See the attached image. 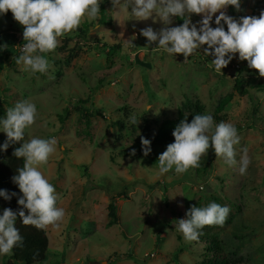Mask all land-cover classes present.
Instances as JSON below:
<instances>
[{"label": "rangeland", "instance_id": "1", "mask_svg": "<svg viewBox=\"0 0 264 264\" xmlns=\"http://www.w3.org/2000/svg\"><path fill=\"white\" fill-rule=\"evenodd\" d=\"M261 11L264 0H241L236 20L259 17ZM129 12L101 0L98 17H85L77 30L61 37L55 51L44 54L48 71L35 75L15 63L25 43L23 26L11 11L0 15V106L6 112L24 99L35 103L36 123L20 144L32 137L58 141L40 170L66 215L58 227L45 229L49 249L43 264H208L224 257L235 264H264V77L246 70L238 53L220 73L209 67L214 57L204 52L206 45L187 60L157 50L158 42L149 45L140 31L149 26L159 31L163 23L158 17L137 20ZM190 19L199 27L202 17ZM182 23L174 18L169 26ZM235 79L244 83L245 93ZM197 103L205 114L219 117H213L214 124L236 127L237 165L227 166L210 147L199 168L160 174L158 157L166 148L152 147L145 156L141 138L153 145L164 119L190 114ZM133 114L137 125L129 121ZM0 136L7 139L2 127ZM245 147L251 163L241 175ZM112 197L119 222L109 225ZM211 202L231 210L222 227L202 230L219 240L220 257L207 255L199 240H185L177 227L192 206ZM10 260L0 256V264Z\"/></svg>", "mask_w": 264, "mask_h": 264}, {"label": "clouds", "instance_id": "2", "mask_svg": "<svg viewBox=\"0 0 264 264\" xmlns=\"http://www.w3.org/2000/svg\"><path fill=\"white\" fill-rule=\"evenodd\" d=\"M101 0H0V15L11 11L13 19L23 26L22 53L15 57L22 70L33 75L45 74L49 61L44 54L51 53L60 44V38L79 28L85 17L95 20L100 13ZM241 0H112L113 8L129 12L137 20L157 18L164 25L159 31L152 27L141 29L140 35L147 38L148 44L158 42L157 50L170 56L182 54L184 60L192 56L202 46L204 52L214 57L209 67L222 72L238 53L241 61H247L248 67L264 77V11L259 17L244 16L239 21L227 14L229 6L240 10ZM200 15L202 19L193 24L191 15ZM215 17L216 27H212ZM174 18H180L179 26H169ZM225 25L227 30H225ZM131 43V41H130ZM37 108L30 99L18 101L14 107L6 110V118L0 120L2 132L7 139L0 145L6 151L10 144L25 141L26 130L37 120ZM129 121L137 125L133 114ZM174 142L158 157L160 174L175 170L176 174L187 173L200 167L203 157L208 155L210 147L216 158L222 159L229 167L237 165L235 146L240 143L236 127L232 123L214 124L210 114H197L189 123L182 120L172 132ZM57 139L32 137L16 147L13 156L23 158V166L12 177L22 195L18 212L5 208L0 215V256H11L16 247H23V237L16 227L17 218L24 226H34L44 230L49 226L58 227L66 212L57 206L58 195L52 183L40 170L47 165L55 154ZM143 154L151 152V141L141 138ZM133 155L135 150H133ZM251 163L248 149H242L239 160V172L247 173ZM16 193L0 189V197L10 200ZM27 211V214L25 212ZM228 206L211 202L205 207L192 206L186 213V219L178 221V231L185 240L196 241L206 226H223L230 213Z\"/></svg>", "mask_w": 264, "mask_h": 264}, {"label": "trees", "instance_id": "3", "mask_svg": "<svg viewBox=\"0 0 264 264\" xmlns=\"http://www.w3.org/2000/svg\"><path fill=\"white\" fill-rule=\"evenodd\" d=\"M261 2L259 7H261ZM258 6V5H257ZM227 14L232 16L234 19L236 17V9L232 6L228 7ZM181 21V19L179 18ZM226 28V25H225ZM246 70H250L248 65L244 66ZM2 66H0V71ZM252 71H256L251 69ZM99 84H102V81H99ZM235 86L240 93H245L247 91L246 86L242 81L239 79H235ZM232 99V95H228L225 99H223L220 105L217 108V112L223 110L225 105ZM87 102V100H84ZM85 106H81V110H85ZM87 109V108H86ZM81 114L84 115L83 111ZM197 114H205L203 105L197 103L195 105V109L192 113L186 114L184 111H181L177 117L175 118H167L164 119L157 131V134L153 138V142L151 148L159 147V148H166L168 144L174 142V137L172 132L174 131L175 127L184 119L190 123L191 120ZM6 116V112L2 106H0V120L4 119ZM216 120H219V117L216 114L213 116ZM2 136H0V145L5 142ZM19 142L10 144L9 148L4 151L0 149V189L7 190V192L11 195V193H16L15 196H12L10 200H5L3 197H0V215L3 214V210L5 208H11L13 211L18 212L21 210L20 205H18L17 201L18 198L22 195L20 193L18 185L13 183L12 177L15 176L17 173V169L23 166V158L17 159L13 156V151L16 147L21 146ZM128 154H131L133 151L129 150ZM164 192H167V187H163ZM125 194V193H123ZM165 201L168 204V195L165 194ZM169 205V204H168ZM26 214L27 211L25 210ZM109 225H113L119 222V216L117 212V203L115 198H111V202L109 204ZM16 227L20 230V234L23 237V247H16L13 250V254L11 255L12 260L7 261L5 264H43L47 257V252L49 249V236L46 230H40L35 228L34 226H24L22 224L21 219L17 218ZM204 245V251L207 255L213 254L217 257H220L224 253V248L220 244L219 240L216 236H208L206 234L200 235L198 238ZM126 257H132L131 254L126 255ZM208 264H235L234 261L231 259L223 258L219 260H211Z\"/></svg>", "mask_w": 264, "mask_h": 264}]
</instances>
